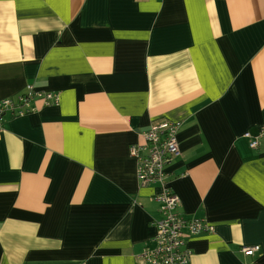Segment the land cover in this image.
<instances>
[{
    "label": "crops",
    "instance_id": "1",
    "mask_svg": "<svg viewBox=\"0 0 264 264\" xmlns=\"http://www.w3.org/2000/svg\"><path fill=\"white\" fill-rule=\"evenodd\" d=\"M27 84L59 103L3 119L0 264H146L160 185L129 147L161 118L212 226L189 264H264V0H0V100Z\"/></svg>",
    "mask_w": 264,
    "mask_h": 264
},
{
    "label": "built area",
    "instance_id": "2",
    "mask_svg": "<svg viewBox=\"0 0 264 264\" xmlns=\"http://www.w3.org/2000/svg\"><path fill=\"white\" fill-rule=\"evenodd\" d=\"M36 101H40L43 106H51L57 105L59 98L54 91L41 90L34 84H27L25 90L14 98L0 100V139L4 130V117H19L33 112ZM180 125L181 122L166 118L156 120L148 130L139 132L136 141L129 147L131 157L136 160L140 185H160L153 196L159 203V217L151 221L155 234L151 247L143 252L146 264H189L192 252L188 240L191 236L212 229L203 219L185 218L179 210V196L167 184L166 167L180 155L177 140ZM245 137L249 139L251 148L259 146L258 138L249 132ZM257 249V245L246 246L243 253L252 255Z\"/></svg>",
    "mask_w": 264,
    "mask_h": 264
}]
</instances>
